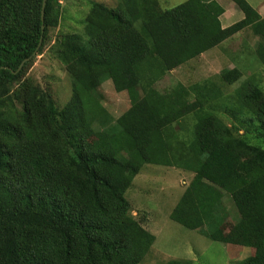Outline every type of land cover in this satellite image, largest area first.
<instances>
[{"label":"trees","instance_id":"obj_1","mask_svg":"<svg viewBox=\"0 0 264 264\" xmlns=\"http://www.w3.org/2000/svg\"><path fill=\"white\" fill-rule=\"evenodd\" d=\"M232 2L244 16L224 27L219 0H90L81 29L60 31L47 51L73 79L61 105L27 72L63 20L62 0H47L44 16L43 0H0V264H142L156 236L126 192L146 163L191 174L171 219L249 247L236 264H264V89L238 67L157 87L251 29L264 59V16ZM109 79L131 101L118 117L102 101Z\"/></svg>","mask_w":264,"mask_h":264},{"label":"rangeland","instance_id":"obj_2","mask_svg":"<svg viewBox=\"0 0 264 264\" xmlns=\"http://www.w3.org/2000/svg\"><path fill=\"white\" fill-rule=\"evenodd\" d=\"M90 0H62L64 6L63 20L60 26L53 30L51 39L40 55H34L35 60L27 75L33 77L42 86L53 89L59 103H66L72 94V77L65 71L63 65L48 55L47 51L53 44L60 31L80 30L82 18ZM109 7H116L120 0H98ZM186 0H160L163 8H172ZM230 13L237 14L229 20L235 23L243 16V12L232 0H220ZM254 5L259 0H251ZM243 18V17H242ZM232 23V24H233ZM255 30V29H254ZM248 30L224 41L215 48L203 53L200 58L190 60L165 76L157 87L165 90L177 81L191 82L208 76L219 74L225 67L241 69L242 79L255 75L260 86L264 89V59L257 54V45L262 36ZM262 42V40L260 41ZM236 87V84L232 86ZM231 87V90H233ZM103 104L107 110L118 117L131 105L127 91L118 92L111 79L106 80L100 87ZM216 106V105H215ZM218 114L230 126L238 125L237 120L229 111L218 106ZM240 132L243 129L239 127ZM191 174L173 166L146 163L136 175L126 196L132 202L135 214L138 210L147 212L144 224L155 236L153 249L142 264H168L170 259L192 260L193 264H236L250 253L249 247L233 248L220 241L209 239L197 230L188 229L170 218V212L178 202L186 188ZM225 203L229 208L232 219H237L233 201L226 195ZM237 214V215H236ZM192 264V263H191Z\"/></svg>","mask_w":264,"mask_h":264},{"label":"crops","instance_id":"obj_3","mask_svg":"<svg viewBox=\"0 0 264 264\" xmlns=\"http://www.w3.org/2000/svg\"><path fill=\"white\" fill-rule=\"evenodd\" d=\"M248 1L261 13V15L264 16V0H259V4L258 5H254L251 2V0H248ZM234 10H235L234 11L235 13H230L229 14V9L227 7H225V12L221 15V21H222V24H223L224 27H227V26H229V25H231L233 23V22L230 23L229 20L232 19L233 16L238 13L236 9H234ZM243 16H244V14H243ZM242 17H241V19H242Z\"/></svg>","mask_w":264,"mask_h":264},{"label":"water","instance_id":"obj_4","mask_svg":"<svg viewBox=\"0 0 264 264\" xmlns=\"http://www.w3.org/2000/svg\"><path fill=\"white\" fill-rule=\"evenodd\" d=\"M46 2H47V0H43L42 16H44V9H45ZM42 41H43V38H41L40 45L42 44ZM40 45H39V46H40ZM36 53H37V51H36L34 54H36Z\"/></svg>","mask_w":264,"mask_h":264}]
</instances>
